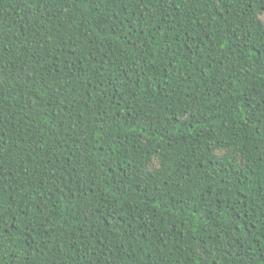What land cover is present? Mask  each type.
I'll use <instances>...</instances> for the list:
<instances>
[{
    "label": "trees",
    "instance_id": "1",
    "mask_svg": "<svg viewBox=\"0 0 264 264\" xmlns=\"http://www.w3.org/2000/svg\"><path fill=\"white\" fill-rule=\"evenodd\" d=\"M0 264H264V0H0Z\"/></svg>",
    "mask_w": 264,
    "mask_h": 264
}]
</instances>
